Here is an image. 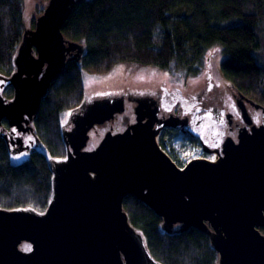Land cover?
<instances>
[{
  "label": "water",
  "instance_id": "obj_1",
  "mask_svg": "<svg viewBox=\"0 0 264 264\" xmlns=\"http://www.w3.org/2000/svg\"><path fill=\"white\" fill-rule=\"evenodd\" d=\"M80 1L47 0L34 27L24 23L15 70L0 74L13 87L10 99L0 93V126L5 120L15 132L34 134L32 123L51 82L67 60L79 61L85 51L61 30ZM126 101L134 105V122L116 133L109 129L86 149L89 132L123 113ZM256 106L264 114V106ZM159 112L150 95L85 93L62 121L66 156L50 160L53 192L46 209L0 207V264H160L124 209L127 196L151 208L168 233L176 225L206 233L215 264H264V124L242 132L238 143L226 140L212 158L178 166L158 142ZM1 137L16 144L12 155L30 148L21 134ZM32 142L38 145V138ZM22 242L31 248H20Z\"/></svg>",
  "mask_w": 264,
  "mask_h": 264
},
{
  "label": "trees",
  "instance_id": "obj_2",
  "mask_svg": "<svg viewBox=\"0 0 264 264\" xmlns=\"http://www.w3.org/2000/svg\"><path fill=\"white\" fill-rule=\"evenodd\" d=\"M24 3L0 0L3 76L15 70L13 58L27 20ZM43 8L38 5L37 13ZM61 30L67 39L83 43L85 51L79 61L67 60L43 97L32 123L38 145L14 162L9 145L0 138L2 208L42 212L48 206L53 192L50 160L66 156L61 124L63 114L85 97L83 71L105 75L121 64H134L194 72L207 52L219 47L224 77L264 105V0H81ZM2 91L5 99L12 98L10 84ZM3 127H8L5 120ZM123 206L160 264H215L217 253L206 233L195 228L178 231V225L170 233L164 231L155 212L133 196L125 197Z\"/></svg>",
  "mask_w": 264,
  "mask_h": 264
},
{
  "label": "flooded vegetation",
  "instance_id": "obj_3",
  "mask_svg": "<svg viewBox=\"0 0 264 264\" xmlns=\"http://www.w3.org/2000/svg\"><path fill=\"white\" fill-rule=\"evenodd\" d=\"M208 63L210 58L206 56L194 72L166 69L170 77L180 78L179 86L160 85L142 93L152 96L159 103L162 122L154 124V127L160 126L158 142L178 166L186 165L193 158H212L222 152L226 140L238 143L242 132L250 133L253 128L264 124L263 110L256 106L259 103L239 92L224 77L220 69L221 61L218 66L216 63L215 69L208 68ZM4 84L6 82L2 80L0 88ZM238 99L242 100L241 105ZM133 122H127L124 129ZM119 131H122L121 128L112 130L113 133ZM1 133L9 138L21 134L25 145H30V148L34 146L33 133H18L9 126L3 127ZM26 137L29 143L25 141ZM3 139L10 148L16 145ZM30 148L23 151H29Z\"/></svg>",
  "mask_w": 264,
  "mask_h": 264
},
{
  "label": "rangeland",
  "instance_id": "obj_4",
  "mask_svg": "<svg viewBox=\"0 0 264 264\" xmlns=\"http://www.w3.org/2000/svg\"><path fill=\"white\" fill-rule=\"evenodd\" d=\"M46 2L43 0H25L24 3V14L26 16V25L28 28H32L34 25L31 23L32 19L36 17L37 6L45 5ZM207 58H210V63H208V68L215 69L223 57H221V49L219 47L212 48L206 54ZM217 63V66H216ZM172 71H183L179 68L172 69ZM83 81L85 84V93L88 98H96L107 93L114 92L115 94H120L122 92L132 91L138 94L149 92L153 90L156 86L164 87H177L180 78H172L169 76L168 72L163 69L154 66L145 65H134V64H121L114 68L111 72L105 75H94L86 71H83ZM2 80H0L1 84ZM135 88V89H130ZM3 87L0 88V93H2ZM167 90H165L166 92ZM134 105L130 101H126L125 111L121 114L116 115V119L107 122L101 126L94 127L89 132V140L86 149H93L101 141L105 133L114 126V129L123 130L127 122H133L135 120ZM68 112L63 114V120H66V115ZM68 119V118H67ZM71 123L67 124V129L71 128ZM112 129V130H114ZM1 130V128H0ZM28 137L25 141L29 143ZM27 156V151L20 153H15L12 157L14 162H19ZM20 248L28 250L31 248L29 242H22Z\"/></svg>",
  "mask_w": 264,
  "mask_h": 264
}]
</instances>
